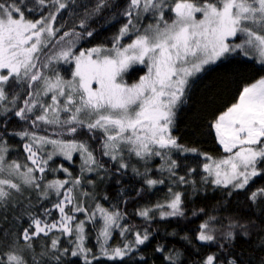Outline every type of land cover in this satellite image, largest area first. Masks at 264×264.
Segmentation results:
<instances>
[{"label": "snow or ice", "instance_id": "snow-or-ice-1", "mask_svg": "<svg viewBox=\"0 0 264 264\" xmlns=\"http://www.w3.org/2000/svg\"><path fill=\"white\" fill-rule=\"evenodd\" d=\"M38 2L45 5L46 0ZM51 3L55 12L67 7L63 0H51ZM32 10L29 0H0V112L5 118L11 113L21 121L30 120L33 127L38 123L56 125L69 135L86 130L91 138L102 141L103 155L114 161L124 151L143 160L163 157L167 154L164 150L180 149L171 135L176 109L183 102L190 79L207 66L241 52L246 56L255 53L258 62L264 65V0H129L124 12L127 23L114 38L111 49L93 47L74 51V41L65 37L75 35L79 39V34L65 32L57 40V43L64 41V45L56 53L46 55L43 62L42 50L53 43L59 31L53 27L56 14L50 12L47 17L33 20L27 16ZM142 15L154 19L143 32L136 27ZM80 27L84 28L85 24L82 22ZM130 29L137 32L135 39L121 45L119 40ZM86 34L92 36L91 31ZM61 61L74 65L71 79H64L55 69L52 75L44 72ZM134 65H143L147 72L129 85L123 76ZM0 124L4 125L0 130V204H6L13 191L20 192L21 185L38 191L45 199L50 193L62 197L54 203L59 218L49 222L34 217L29 228L21 232L24 246L0 253V264H30V261L40 264L32 241L41 235L49 236L53 230L73 237L69 242L75 245L71 250L61 249L59 237L52 238L50 251L58 253L57 261L70 254L82 256L84 264H92L91 249L84 243L85 221L77 220L76 213H84L90 220H95L99 213L100 253L108 260H122L131 246L110 248L107 244L114 228H121V234L128 231L119 224L118 211L109 212L97 205L89 213L74 195L79 179L67 188L68 180L41 183L49 161L57 154L71 161L73 153L79 152L88 171L98 166L87 142L51 139L27 130L9 133L6 119ZM211 127L228 155L205 163L204 171L214 177L216 185L245 188L264 169V77L242 87L236 101ZM8 135L28 141L23 149L30 164L22 168L16 161L5 163ZM47 145L52 146V151L46 152ZM44 152L46 155H41ZM119 166L128 167L123 162ZM174 167L175 161H171L169 170ZM4 174L15 179L4 178ZM180 179L184 182L183 177ZM146 183L154 186L158 181L146 178ZM260 194L264 195V189ZM256 196L253 193L252 199ZM180 206L181 195L176 193L167 204L171 211L162 212L161 217L183 215ZM149 211L143 210L140 215L148 218ZM50 214L51 210L45 211L46 216ZM208 227L207 223L201 225L197 238L202 242L214 240ZM147 240L146 233L143 236L136 233V245ZM39 255L43 257L47 253L42 251ZM43 264H48V260ZM203 264H217L216 257L207 256Z\"/></svg>", "mask_w": 264, "mask_h": 264}, {"label": "trees", "instance_id": "trees-1", "mask_svg": "<svg viewBox=\"0 0 264 264\" xmlns=\"http://www.w3.org/2000/svg\"><path fill=\"white\" fill-rule=\"evenodd\" d=\"M63 2L67 7L55 12L51 0H46L45 5H40L38 0H29L33 10L27 13L28 18L37 20L47 17L50 12L56 14L53 27L59 31L53 43L42 50V62L46 55L56 53L64 45V41L57 43V40L65 32L79 34V39L75 35L65 37V40L74 41V51L93 47L111 49L114 38L128 20L124 12L129 0ZM82 22L84 28L80 27ZM152 23L154 19L150 15H142L136 27L143 32ZM88 31L92 32V36L86 34ZM136 35L135 29H130L119 43L126 46ZM53 69L68 80L71 79L74 65L61 61L53 63L51 68H45L44 72L52 75ZM146 72L143 65H134L124 74V82L129 85L136 83ZM262 77L264 65L255 57L241 52L207 66L203 72L191 78L183 102L176 109L171 128V135L181 147L164 150L167 154L163 157L151 156L141 160L124 151L114 161L103 155L102 141L91 138L86 130L69 135L56 125L38 123L33 127L30 120L21 121L11 113L5 118L2 112L0 121L6 119V130L9 133L27 130L51 139L85 141L89 145L98 162L92 171L84 167L79 155H74L71 161L53 157L41 183L68 180L69 184L65 185L67 188L73 180L79 179L80 184L75 186L74 195L89 213L95 211L97 205L109 212L120 213L119 224L128 231L121 234V228H114L107 244L110 248L130 245L131 250L122 260L115 261L104 258L100 253L98 237L102 222L99 213L95 220H90L84 213L75 214L77 220L85 221L84 243L85 247L91 249L89 259L92 264H203L209 255L216 257L217 264H264V195L260 194L264 189V169H261V175L251 178L245 188L238 190L231 185H216L212 181L214 178L204 171V164L209 162L207 157L215 161L228 155L218 143L211 125L236 101L242 87ZM3 129L4 125L0 124V130ZM95 135L100 136L99 133ZM5 139L9 147L7 163L16 161L22 168L30 164L27 161L28 153L23 149V144L28 141L20 140L15 135H8ZM171 161H175V167L169 170ZM121 162L128 167L120 168ZM63 168L68 171H63ZM181 177L184 182H181ZM146 178L157 180L158 183L149 186ZM176 193L181 195L183 215L162 218V212L171 211L167 204ZM253 193H257L255 200L252 199ZM58 199L62 197L54 193L45 199L38 191L24 185H21L20 192L13 191L7 203L0 204V253L12 247L24 246L21 232L29 228L34 217L49 222L58 219L59 212L54 209ZM46 210H51V214L46 216ZM143 210H150L148 218L140 215ZM205 223L209 225L207 231L214 236L212 242H202L197 238L201 225ZM137 232L142 236L145 233L148 235V240L142 245L135 244ZM56 237L60 239L61 249H74L75 245L69 242L73 237L61 235L55 230L47 237L41 235L32 241L40 264L45 259L48 264H84L82 256L72 257L70 254L61 256L60 261H57L55 256L58 253L50 251L51 239ZM42 251L47 255L40 256ZM93 255L97 258L93 259Z\"/></svg>", "mask_w": 264, "mask_h": 264}, {"label": "rangeland", "instance_id": "rangeland-1", "mask_svg": "<svg viewBox=\"0 0 264 264\" xmlns=\"http://www.w3.org/2000/svg\"><path fill=\"white\" fill-rule=\"evenodd\" d=\"M237 42H239V38H238ZM250 56H253V57H255V58L258 60V57H257V55H256L255 53H251ZM49 102H50V100H49ZM220 146H221V145H220ZM221 147H222V146H221ZM222 149H223V148H222ZM50 151H52V146H51V145H47V146H46V152H50ZM46 152H44L45 155H46ZM125 152H127V151H125ZM74 155H79V156L81 157V154H80L79 152H74L73 155H72V157H73ZM54 157H60V158H62V159H64V160H67V159L64 158V156L59 155V154L55 155ZM132 158L135 159V160L140 161L138 158H134V157H132ZM147 158H149V157H147ZM147 158H145V159H147ZM81 160H83L82 157H81ZM143 160H144V159H143ZM207 160H208V159H207ZM67 161H68V160H67ZM208 161H209V162H207V163H212L213 160H208ZM5 163H6V164H9V163H7V158H6V157H5ZM83 164H84V162H83ZM211 177H212V176H211ZM4 178L15 179L14 177H8L6 174H4ZM213 178H214V177H213ZM211 179H212V178H211ZM212 181H213V179H212ZM16 182L19 183V181H16Z\"/></svg>", "mask_w": 264, "mask_h": 264}]
</instances>
